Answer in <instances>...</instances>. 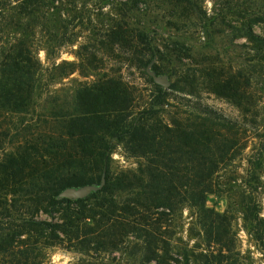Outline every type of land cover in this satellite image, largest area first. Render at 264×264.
<instances>
[{
	"label": "trees",
	"instance_id": "trees-1",
	"mask_svg": "<svg viewBox=\"0 0 264 264\" xmlns=\"http://www.w3.org/2000/svg\"><path fill=\"white\" fill-rule=\"evenodd\" d=\"M55 7L53 0H0V136L17 137L16 125L22 130L0 152V264H42V250L62 243L88 256L74 264H97L90 253L120 250L125 244L137 255V264H238L230 255L224 213L207 207L205 198L221 190L222 170L252 138L246 128L252 114L244 108L230 117L203 104L195 93L198 84L210 81L227 99L246 104L250 95L232 76L216 81L200 61L202 67H196L202 80L192 72L188 89L169 86L192 95L178 97V103L156 87L147 106L135 112L133 86L105 72L76 81L60 98L52 88L55 82L73 72L85 78L90 73L84 54L76 62L52 59L48 41L62 44L58 32L49 31L61 27L54 20L39 31L46 62L38 57L34 25L45 26ZM257 13L246 12L239 24L229 22V31L264 48V33L251 28L257 22L264 26ZM203 25L208 30L211 23ZM103 38L104 49L161 55L149 32H131L123 21L106 28ZM81 48L88 54L87 47ZM115 143L137 159L136 167L111 170ZM254 148L247 162L257 168L264 141L253 143ZM249 176L255 178L253 172ZM101 179L102 187L84 198L57 197L67 186ZM239 204L247 231L264 251V217L247 193H241ZM184 208L199 225L205 250L195 252L169 239L171 220Z\"/></svg>",
	"mask_w": 264,
	"mask_h": 264
},
{
	"label": "rangeland",
	"instance_id": "rangeland-1",
	"mask_svg": "<svg viewBox=\"0 0 264 264\" xmlns=\"http://www.w3.org/2000/svg\"><path fill=\"white\" fill-rule=\"evenodd\" d=\"M53 1L56 7L50 13L52 19L44 21L45 26L31 25H34L35 30L38 31L35 46L38 57L42 62H46V55L41 45L43 41L42 43L39 41V38L41 40L43 37V32L39 31L48 28L54 20L61 27L49 28V31L56 34L58 32L57 40H62V44L56 46L54 39L48 41L52 59L76 62L84 54L83 56L88 60L87 65L85 64L87 72L90 73L85 78L73 72L55 82L52 88L60 98L66 97L71 92L70 89L76 81L90 79L105 72L108 75L121 76L133 86L131 109L135 112L147 106L148 101L155 94L156 87H161L169 93L170 102L178 103L180 101L178 97H192V95L169 86L174 84L177 88L188 89L186 83L190 80L192 72L196 73L198 80H202L198 76L196 67H202L200 61H205L202 64L211 70L216 81L232 76L237 87L250 95V100L246 104L242 100L227 99L213 88L210 81L198 84L195 93L203 104L230 117H237L244 108L252 114L251 122L246 124L252 138L247 139L243 150H236L226 169L222 170L221 180L224 185L222 184L220 191L206 195L205 205L219 213H224V222L231 239L230 255L235 262L264 264V251L247 231L239 204L241 193H247L248 197L257 204L260 215L264 217V150L257 158L260 162L259 167H252L247 162L248 155L256 150L251 149L253 143L256 146L260 141H264V57L262 56L264 48L244 37L234 36L229 31L228 25L229 22L236 24L245 22L244 17H240L245 16L246 12H259L257 14L264 17V0ZM118 21L125 22L131 32H149L155 39L152 44L159 48L161 55L155 53L150 57L146 49H140L134 55L128 49L120 51L104 49L101 45V42H105L103 32ZM205 22L211 23L210 29L204 27ZM251 28L253 32L264 33V26L260 22L253 24ZM174 39L177 40V45L172 46ZM132 44H135V41ZM164 45L167 47L165 48ZM139 46L145 47L144 44ZM81 47H87L88 54ZM172 47L179 49L177 54H174ZM153 65H156V69ZM147 67L156 74L164 75L169 82L168 87L164 88L157 84L147 73ZM245 80L248 81L247 85L244 83ZM17 123L19 121L14 125ZM16 127L17 137L13 134L10 137L0 136V152L15 143L16 138L22 134L19 125ZM136 166L137 159L128 156L123 147L115 143L111 152V170L117 172L120 169ZM249 169L254 173L255 178L249 176ZM89 203L90 200L82 202L85 205ZM181 213L178 219L176 214L171 220L168 229L169 239L173 244L193 249L195 252L205 250L206 241L203 234L199 233V225L191 216L190 209L184 208ZM40 217L47 218L45 214H41ZM195 243L199 245L197 248L194 246ZM129 252L125 244L120 250L107 249L90 254L94 255L93 259L97 264H137V255H131ZM41 256H43L42 264H74L80 258H88L78 250L68 247L66 243L46 247L42 250Z\"/></svg>",
	"mask_w": 264,
	"mask_h": 264
},
{
	"label": "water",
	"instance_id": "water-1",
	"mask_svg": "<svg viewBox=\"0 0 264 264\" xmlns=\"http://www.w3.org/2000/svg\"><path fill=\"white\" fill-rule=\"evenodd\" d=\"M146 71L157 84L161 85L164 88L168 87L169 82L164 75L156 74L148 67L146 68ZM103 182V179H101V181L97 184L91 183L83 184L80 186H67L58 193L57 197H67L70 199L84 198L88 196L91 192L99 190L102 187Z\"/></svg>",
	"mask_w": 264,
	"mask_h": 264
}]
</instances>
